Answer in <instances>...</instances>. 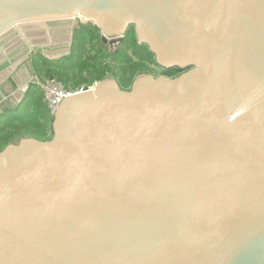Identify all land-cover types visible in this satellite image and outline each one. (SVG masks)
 <instances>
[{"label": "water", "instance_id": "water-1", "mask_svg": "<svg viewBox=\"0 0 264 264\" xmlns=\"http://www.w3.org/2000/svg\"><path fill=\"white\" fill-rule=\"evenodd\" d=\"M86 23L185 72L85 87L0 152V264H264V0H0V117Z\"/></svg>", "mask_w": 264, "mask_h": 264}, {"label": "trees", "instance_id": "trees-1", "mask_svg": "<svg viewBox=\"0 0 264 264\" xmlns=\"http://www.w3.org/2000/svg\"><path fill=\"white\" fill-rule=\"evenodd\" d=\"M85 31L86 37L81 36L82 41L86 39L91 42L92 49L95 53L92 57H86L80 46L77 45L76 38L79 36L76 34L78 30ZM74 32V47H72V52L69 57H65L60 60L50 61L45 57L34 56L35 66L37 75L42 78V74L46 76H53L55 79L59 80L63 83L67 90H71L67 86H71V88L75 89L77 86L85 83L87 78L84 76L85 72H91L93 76L90 79V82H96L104 80L108 77V75L114 70L112 66L108 63L111 55H106V51L101 49V41H100V32L101 30L95 25L91 24L89 26L80 25ZM129 32L131 33V40L129 42L124 43L126 47H129L134 53V55L130 57H126L120 61V64L116 59H114L118 64V69H122V65H125L127 62L132 61L133 58H140L142 53H145L148 57L151 58L152 62H155L154 55L150 52L149 48L146 45L139 44L137 40V36L135 34V30L133 27L129 28ZM75 34L77 35L75 37ZM92 53V54H93ZM126 62V63H125ZM132 64V63H131ZM54 66V69H51ZM59 68L64 73L59 74L55 70ZM180 70V69H178ZM181 74V70L179 71ZM166 76L169 78L177 77L179 75H170ZM133 79V78H132ZM123 89V88H122ZM41 92V93H40ZM48 111L44 100L43 94L39 86L33 85L28 91L24 104L14 112H10L0 117V152L3 151L7 146L12 144H18L23 139H37L40 141H49L53 138V123L54 119L51 117L49 111L47 117L45 116L44 111ZM46 111V112H47ZM40 113H44L45 119L50 122V136L48 138H40L38 136L39 130L44 126L39 124ZM15 138H19V142L14 143Z\"/></svg>", "mask_w": 264, "mask_h": 264}, {"label": "flooded vegetation", "instance_id": "flooded-vegetation-1", "mask_svg": "<svg viewBox=\"0 0 264 264\" xmlns=\"http://www.w3.org/2000/svg\"><path fill=\"white\" fill-rule=\"evenodd\" d=\"M85 26H89L91 25V23H86V24H83ZM104 34L102 32H100V41H101V49L106 51L107 48H114V47H117L121 44H124L126 42H129V39L131 40V33L129 32V30L122 36V37H106V41H104ZM132 41V40H131ZM38 54H35L34 56L36 57V55H40L42 57H45V55L43 54V51L42 50H39L37 51ZM71 52H72V47L70 49V53L67 57H69L71 55ZM141 55V59L140 58H133L132 61L130 62H127V65H123L122 66V69H123V73H121V78L118 77V71H115L113 70L106 79H109V80H113L115 81L121 88H123L124 90H130L133 83L135 82V80L139 77V76H142V75H152L154 77H161V76H164V77H167L166 75L169 74V71H171V76L172 75H179V71L181 70H178L179 68H174V69H165L163 67H161L160 65L157 64L156 60L155 62H152L151 58L148 57L145 53H142L140 54ZM33 56V57H34ZM52 57H54L53 60H50V61H56V60H60V59H56L55 57H58L60 56L59 54H53L51 55ZM50 56V57H51ZM32 57L31 61H32V66H33V69L35 71V75L37 76V71H36V66H35V61H34V58ZM62 59V58H61ZM132 63V64H131ZM185 72V70H181V74H183ZM180 74V75H181ZM179 75V76H180ZM84 76L87 78V81L79 86H77V88H75L76 90L75 91H80L81 89L85 88V87H92L94 86L95 84H97L98 82H101V81H96V82H90V79L92 77L90 76H93V74L91 75V72H85L84 73ZM177 76V77H179ZM50 78H54L53 76H49ZM117 77V78H116ZM133 78V79H132ZM173 78H176V77H173ZM104 79V80H106ZM73 91V90H72ZM19 138H15V141L14 143L16 142H19L18 141Z\"/></svg>", "mask_w": 264, "mask_h": 264}, {"label": "rangeland", "instance_id": "rangeland-1", "mask_svg": "<svg viewBox=\"0 0 264 264\" xmlns=\"http://www.w3.org/2000/svg\"><path fill=\"white\" fill-rule=\"evenodd\" d=\"M84 32L85 31H82V30H78L76 32V34L79 36L78 38H76V41H77V43H79L77 45L80 46L81 51L84 54H86V57H89L90 58V57H92V55L95 54V53H93V51H96V50L92 49V46H91L92 44H91L90 41H87L86 39H84V41H82V38H80V37L81 36L86 37V34ZM76 34H75V37L77 36ZM73 42H74V38H73ZM73 42H72V46L71 47H74L73 46L74 45ZM132 51L133 50H131L129 47H126L125 44H121V45H119L117 47H114V48H107V50H106V55H111V58H109L108 63L112 66V69H114L115 71H118L119 70L118 71V77H120V78L122 77L120 72L123 73V69H118V66L120 64V61H122V59H125L126 57L128 58V57L134 55V53H132ZM114 59H116L119 64ZM125 65H127V63ZM51 69H54V66H52ZM55 71L57 73H59V74H63L64 73L59 68H56ZM41 74H42V78L41 79H40V76H38V75L37 76L35 75V77L37 79H39L40 81H44V80H46V79L49 78V76L44 75V73H41ZM67 87L70 88L73 91L76 90V89L71 88V86H69V85ZM46 111H44V113H45V116L47 117L48 111L47 112ZM44 113H42V114L40 113V116H42V117L39 118V121H40L39 124H41V125L44 126L42 129L39 130L38 136L40 138H48L50 136V132L48 133V130H50L49 128H50L51 124H50V122L47 121V119H45Z\"/></svg>", "mask_w": 264, "mask_h": 264}, {"label": "built area", "instance_id": "built-area-1", "mask_svg": "<svg viewBox=\"0 0 264 264\" xmlns=\"http://www.w3.org/2000/svg\"><path fill=\"white\" fill-rule=\"evenodd\" d=\"M35 84L40 87L44 103L53 119L68 97H72L75 92L67 90L62 82L55 78H48L44 81L35 79Z\"/></svg>", "mask_w": 264, "mask_h": 264}]
</instances>
